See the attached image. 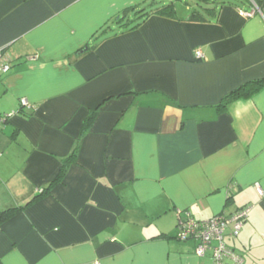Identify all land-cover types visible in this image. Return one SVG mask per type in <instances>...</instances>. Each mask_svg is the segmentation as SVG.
I'll return each instance as SVG.
<instances>
[{"label":"crops","instance_id":"crops-1","mask_svg":"<svg viewBox=\"0 0 264 264\" xmlns=\"http://www.w3.org/2000/svg\"><path fill=\"white\" fill-rule=\"evenodd\" d=\"M146 1L0 0L13 60L0 73L11 114L0 211L39 193L78 147L60 183L0 224V264H214L177 238L178 218L244 206L223 241L241 264H264V21L224 4L205 20L186 9L131 30L112 23Z\"/></svg>","mask_w":264,"mask_h":264},{"label":"built area","instance_id":"built-area-1","mask_svg":"<svg viewBox=\"0 0 264 264\" xmlns=\"http://www.w3.org/2000/svg\"><path fill=\"white\" fill-rule=\"evenodd\" d=\"M249 9L238 8V13L251 18L259 14L264 21V0H248ZM197 57H201L199 48L195 50ZM13 64V60L7 55L5 48L0 49V73L7 72ZM21 107H29L26 98L20 99ZM11 116L9 113L0 112V128ZM1 155V153H0ZM250 206L237 209L231 215L217 214L206 220H195L189 215L179 217L177 222V238L182 241L195 240L194 247L197 255L210 252L214 264H241L242 257L223 241L225 232L228 230L232 235H237L248 215ZM230 259L232 263L225 260Z\"/></svg>","mask_w":264,"mask_h":264},{"label":"trees","instance_id":"trees-1","mask_svg":"<svg viewBox=\"0 0 264 264\" xmlns=\"http://www.w3.org/2000/svg\"><path fill=\"white\" fill-rule=\"evenodd\" d=\"M152 4H154V6L150 8V10H144V8H140L138 6H132L129 8H125L122 12L118 13L112 18V23L117 24L118 26L117 29H120V31H122L121 29L131 30V29L138 27L152 14H159L162 16H171V17L175 16L174 15L175 11L171 3L165 4V5H158V4L156 5V2L153 0V3H151V5ZM222 5H224V3L220 4V6ZM220 6H218V8ZM218 8L206 6L204 7V13H200L199 11L193 10L190 12L188 19L189 20H205L206 17L204 15L206 14L211 17H215L217 16ZM129 12L133 13L132 14L133 18H127ZM108 26H105V29ZM112 33L116 34L117 31H113ZM96 44L97 43H93L92 46H95ZM254 83L256 85L259 84V82L257 81H254ZM249 85L250 83L241 85L240 87H237L233 89L232 91H230L229 93H227L224 97H222L221 101L218 104V107H224L227 103H229L230 101L238 97L241 91H245V90L247 91L249 89L247 88V86ZM95 109H91L89 113L85 116L84 121H83V126H82L83 130L89 128L90 123L93 120V117L96 111ZM77 149L78 147L76 146L73 149V151L63 160L61 168L59 169L57 175L39 193L33 195L24 204L10 206V207H7L1 210L0 211V224L4 222L5 220L9 219L11 216L21 212L27 206L43 198L45 195L49 193V190L51 188H53L55 185L60 183L67 170V167L70 166L75 161Z\"/></svg>","mask_w":264,"mask_h":264},{"label":"rangeland","instance_id":"rangeland-1","mask_svg":"<svg viewBox=\"0 0 264 264\" xmlns=\"http://www.w3.org/2000/svg\"><path fill=\"white\" fill-rule=\"evenodd\" d=\"M156 2V5H165L171 3L175 13H180L186 11H199L200 13H204V7H215L218 8L220 4H230L234 6H239L244 9H249L250 4L248 0H154ZM153 0L146 1L144 4L139 5L138 7L144 8V10H150L154 6ZM188 8L190 10H188ZM258 17L261 18L259 14H257ZM7 154L6 150L1 153V155Z\"/></svg>","mask_w":264,"mask_h":264}]
</instances>
